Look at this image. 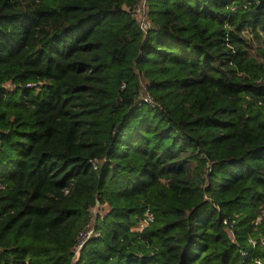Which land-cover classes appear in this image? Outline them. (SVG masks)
<instances>
[{"label":"trees","instance_id":"16d2710c","mask_svg":"<svg viewBox=\"0 0 264 264\" xmlns=\"http://www.w3.org/2000/svg\"><path fill=\"white\" fill-rule=\"evenodd\" d=\"M136 1L0 0V264H264V0Z\"/></svg>","mask_w":264,"mask_h":264},{"label":"built area","instance_id":"2783aa9c","mask_svg":"<svg viewBox=\"0 0 264 264\" xmlns=\"http://www.w3.org/2000/svg\"><path fill=\"white\" fill-rule=\"evenodd\" d=\"M148 6H149V0H137L136 3L133 5V7L129 8L131 11L133 17L138 21L140 28L143 31H147L151 25L147 12H148ZM145 101L149 103H153L154 100L150 95H145L144 97ZM68 191V190H66ZM264 216V211L262 214L258 217L257 222H259L262 217ZM96 217L93 218V215L91 216V221L84 227L83 230H81L76 238L74 249L76 253H79V251L85 246V244L93 237L100 236V231L96 228ZM154 221V215L153 213L148 209L144 215V218L141 219L139 222V225L143 228L144 226H147L149 223ZM230 233L232 237L234 236L233 232V226L230 227Z\"/></svg>","mask_w":264,"mask_h":264},{"label":"rangeland","instance_id":"374dc122","mask_svg":"<svg viewBox=\"0 0 264 264\" xmlns=\"http://www.w3.org/2000/svg\"><path fill=\"white\" fill-rule=\"evenodd\" d=\"M255 44H257V43H255ZM10 86V85H9ZM106 212V210H105V208H102V207H95L94 209H93V211H92V215H93V218L94 217H96V215L98 214V213H102V214H104ZM142 227L139 225L138 226V229H141Z\"/></svg>","mask_w":264,"mask_h":264}]
</instances>
